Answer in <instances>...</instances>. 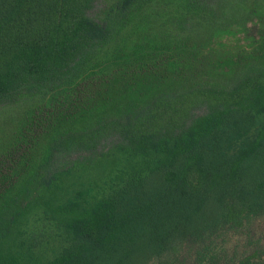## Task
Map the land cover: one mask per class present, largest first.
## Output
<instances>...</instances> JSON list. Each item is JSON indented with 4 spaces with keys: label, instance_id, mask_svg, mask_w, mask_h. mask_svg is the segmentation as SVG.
<instances>
[{
    "label": "trees",
    "instance_id": "trees-1",
    "mask_svg": "<svg viewBox=\"0 0 264 264\" xmlns=\"http://www.w3.org/2000/svg\"><path fill=\"white\" fill-rule=\"evenodd\" d=\"M261 5L0 0V264H219L217 228L264 211ZM229 9L255 43L213 72Z\"/></svg>",
    "mask_w": 264,
    "mask_h": 264
},
{
    "label": "rangeland",
    "instance_id": "rangeland-1",
    "mask_svg": "<svg viewBox=\"0 0 264 264\" xmlns=\"http://www.w3.org/2000/svg\"><path fill=\"white\" fill-rule=\"evenodd\" d=\"M227 8V6L223 7V9ZM262 10H264V5L258 8L257 15ZM245 17V13L240 10L229 9L227 13L223 14V20L229 21L231 24L222 29V32L219 31L220 33L203 51L204 57L201 58V61L207 69L213 72H230L236 66L241 55L254 45L255 39L247 35L248 27L254 22H243ZM31 222L27 233L38 241V247L44 252L43 255L59 246V237L50 227L43 226L40 221ZM241 224V227L234 230L219 227L210 237L209 240H214L216 243V252L220 257L219 264L228 263L231 256L237 259L243 253H251L255 249L257 263L264 264V211L243 220ZM174 264H190V262L182 260Z\"/></svg>",
    "mask_w": 264,
    "mask_h": 264
}]
</instances>
